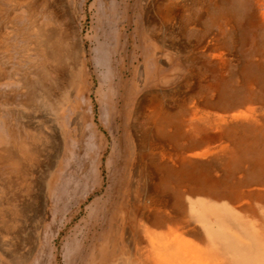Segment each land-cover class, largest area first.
I'll return each instance as SVG.
<instances>
[{
	"label": "bare ground",
	"instance_id": "bare-ground-1",
	"mask_svg": "<svg viewBox=\"0 0 264 264\" xmlns=\"http://www.w3.org/2000/svg\"><path fill=\"white\" fill-rule=\"evenodd\" d=\"M80 1L67 0L66 30L31 29L56 75L43 91L51 125L48 136L19 140L12 145L18 155H7L29 195L31 166L49 149L34 245L61 219L49 237L53 249L84 198L100 193L88 209L103 220L102 243L86 264H264V0H253L251 10L246 0H144L145 58L118 76L132 82L136 100L126 130L113 97L114 52L102 38L88 46ZM71 140L85 148L84 184L62 182ZM123 148L127 169L115 185L109 167ZM101 201L108 202L105 213L93 208ZM25 206L0 209L5 234Z\"/></svg>",
	"mask_w": 264,
	"mask_h": 264
},
{
	"label": "rangeland",
	"instance_id": "rangeland-1",
	"mask_svg": "<svg viewBox=\"0 0 264 264\" xmlns=\"http://www.w3.org/2000/svg\"><path fill=\"white\" fill-rule=\"evenodd\" d=\"M77 1L73 0L75 3ZM105 1L108 2L107 5L103 0H97V3L96 0L80 1L87 15L86 20L82 22V30L83 35L88 34L93 39L92 44L89 42V47L92 45L95 49L102 38V41L106 39L107 48L114 52L112 59L117 70L112 72V77L116 74L113 97L117 104L118 122L122 123L126 130L134 114L136 100L132 82L126 84L123 77L118 76L121 75L124 65L137 59L143 61L145 58L147 43L142 26L144 0ZM246 3L251 10L253 0H246ZM68 20L67 0H0V131L4 134V141L0 143V196L6 195V202L0 198V209L24 208L25 205L28 208L25 209L27 213L18 220L12 235L5 234L4 223L0 221V259L3 264H13L11 255L26 264H64L65 254L69 257V264H86L87 256L94 250V244L99 246L102 243L103 220L94 215L89 217L88 209L101 194L89 193L84 198L85 202L80 204L81 211L78 215L59 229L51 244L53 249H50L49 237L52 232H57L61 219L49 223L45 231L47 233L42 238L43 245H34L37 241L38 220V213L35 214V200L38 196L42 197L43 187L46 186L49 149L43 147L44 150L37 160L39 164L31 166L32 189L29 195L27 189L22 187V174L14 170L12 160L7 156L10 152L13 159L18 155V150L12 145L19 140L32 142L35 136H48L51 125V105L43 91L45 87H49L56 75L47 70V58L39 52L35 42L37 35L31 29L47 25L55 31L66 30ZM120 23H123V26ZM262 33L264 34V29ZM68 79L69 76L64 74V84ZM32 85L35 90L31 89ZM62 89L63 95L65 90ZM70 145L69 155L64 159L69 169L62 182L73 178L76 183L80 180L79 182L84 184L86 175L83 174L84 169L80 168L85 162V148L82 143L78 145L74 140L70 141ZM123 151L124 148L113 158L112 166L109 167L116 173L113 179L115 185L122 182L127 169V154ZM5 155L8 159L4 158ZM108 155L109 153L105 161ZM105 178L107 180V177ZM86 186L87 183L83 188ZM59 191L61 192V189ZM9 202H14V206ZM62 204L54 205L53 211L57 216L64 212L65 206ZM107 204L108 202L101 201L93 208L105 213ZM66 238L68 239L65 241Z\"/></svg>",
	"mask_w": 264,
	"mask_h": 264
}]
</instances>
